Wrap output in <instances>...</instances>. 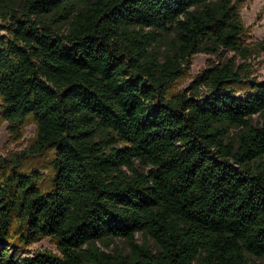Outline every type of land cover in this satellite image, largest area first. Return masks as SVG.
Here are the masks:
<instances>
[{
  "label": "trees",
  "instance_id": "obj_1",
  "mask_svg": "<svg viewBox=\"0 0 264 264\" xmlns=\"http://www.w3.org/2000/svg\"><path fill=\"white\" fill-rule=\"evenodd\" d=\"M246 3L0 0V118L16 140L37 125L0 155V264H264V79L247 63L264 40ZM224 50L245 63L175 88ZM50 151L47 177L24 169ZM42 237L58 251L16 259Z\"/></svg>",
  "mask_w": 264,
  "mask_h": 264
},
{
  "label": "rangeland",
  "instance_id": "obj_2",
  "mask_svg": "<svg viewBox=\"0 0 264 264\" xmlns=\"http://www.w3.org/2000/svg\"><path fill=\"white\" fill-rule=\"evenodd\" d=\"M241 16L246 25L250 27V39L249 41L257 42L264 40V0H247L246 5L241 9ZM7 24L2 20L0 16V33H10ZM228 60H233L236 67L245 63V60L240 58V56L235 55L232 51L224 50L219 56H210L207 54H196L192 60V66L190 74L178 81L176 89L182 88L189 84L195 75L204 70L208 65L218 62H226ZM251 62L250 72L253 76H256L260 80L264 79V50L256 53L251 59L247 60V63ZM261 119L259 114L252 117V121L257 123ZM37 125L34 121H29L24 127L23 136L21 139L16 140L12 138L8 130V123L0 118V155L9 157L12 154L20 153L24 150L30 143L31 140L36 135ZM52 152L41 157H32L27 159L24 165V169L28 170L31 167H39L44 173V176L48 175L49 160L51 158ZM136 238L139 243H142L145 238H147L150 246L156 250V244L153 238L150 236L145 237L143 232H137ZM15 252L16 259L20 260L25 256H33L38 252L42 251H53L57 252V244L51 237H42L38 241L32 243L31 245L25 247L24 249H12ZM122 251L124 254L130 252V247L125 238L117 237L114 239L111 247L108 251L114 252ZM14 257V258H15ZM21 264V263H18ZM193 264H203L196 260Z\"/></svg>",
  "mask_w": 264,
  "mask_h": 264
}]
</instances>
